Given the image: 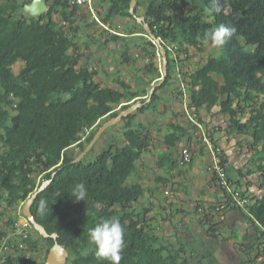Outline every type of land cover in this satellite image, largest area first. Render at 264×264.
<instances>
[{
	"label": "trees",
	"instance_id": "obj_1",
	"mask_svg": "<svg viewBox=\"0 0 264 264\" xmlns=\"http://www.w3.org/2000/svg\"><path fill=\"white\" fill-rule=\"evenodd\" d=\"M99 1L101 23L118 16L134 21L118 33L104 30L102 44L119 42L125 64L132 61V48L141 47L148 62L142 68L147 79L139 76L143 82L139 88L119 74L112 78L116 86L102 83L79 43V30L87 17L81 6L70 0H46L47 10L31 15L23 9L32 0H0V219H5L0 221V246L4 241L9 246L0 252V264L44 263L54 244L52 237H42L33 225L27 237L9 233L23 215L24 202L54 170L52 182L37 195L31 210L48 233L58 234L57 241L69 251L70 264H109L97 256L89 237L90 229L105 219H118L124 227L120 264H215L208 247L197 255L188 252V241L178 237L177 229L171 233L174 239L160 234L158 220L148 217L150 208L138 204L147 191L154 194L158 187L130 181L152 141V126L138 116L159 109V92L174 80L177 70V90L182 94L181 84L186 83L188 105L198 121L202 108L218 106L227 115L220 130L249 136L253 153L247 167L238 169L227 164L224 150L209 135L220 149V165L229 184L220 188L227 199L224 210L234 209L249 223L242 236L245 242L240 243L243 262L254 264L262 257L264 264V191L258 196L242 184L246 174L259 172L264 187V0H218L220 13L213 10L212 0H137L135 13L142 11L165 48L167 74L148 102L117 123L122 128L120 137L111 136L100 152L94 153V145L74 163L102 122L136 99L145 101L152 83L162 77L154 61L158 48L143 23L130 13L131 0ZM100 22L92 19L91 23ZM221 24L234 28L235 34L216 46L207 36ZM134 34L141 35L140 44L130 38ZM192 47L199 51L208 47L209 52L203 63L188 72L182 69L181 55L190 57ZM165 126L161 142L167 149L155 155L156 166L165 171L156 179L164 183L166 175L179 168L172 149L184 140L189 143L199 129L190 119L168 121ZM193 160L194 154L190 166ZM211 179L216 183L215 172ZM79 183L86 187V201L71 196ZM235 191L250 200L246 206L232 204ZM212 217L205 214L206 233L217 239L220 224ZM232 237L239 240L240 235L233 231Z\"/></svg>",
	"mask_w": 264,
	"mask_h": 264
},
{
	"label": "rangeland",
	"instance_id": "obj_2",
	"mask_svg": "<svg viewBox=\"0 0 264 264\" xmlns=\"http://www.w3.org/2000/svg\"><path fill=\"white\" fill-rule=\"evenodd\" d=\"M95 1L96 6H99L100 1ZM23 11L26 13L25 9ZM82 11L85 12V10ZM86 14V23L79 30V43L82 51L85 53V58H89L91 67L98 71V76L102 83L104 85L116 86L112 78L114 75L119 74L134 88H139L143 83L139 76L147 79V75H145L142 68L148 62V57L141 51V47H133L130 53L132 61L127 64L122 63L120 43L110 41L106 45L102 44V39L106 35L104 30L106 29L101 24H92V19L95 18L88 13ZM136 15H142V11L139 10V13H136ZM133 23L134 21L131 18L121 16L116 17L113 21L114 26H120L118 29L122 31L126 27H132ZM139 23H143V21ZM139 37H141L139 34L130 36L131 39L136 40L140 44L141 39ZM153 43L158 48L155 40H153ZM208 52V47L204 51H199L192 47L189 52L190 57L186 58V55H181L182 58H185L182 69L192 72L200 63H203L207 59ZM173 57L175 58L174 53ZM154 61L162 69L163 56L159 48L156 51ZM18 68L19 64L14 65L15 70H18ZM178 77L179 71L177 70L173 76L174 80L159 92L162 99L159 102V109L157 111L151 110L148 114L138 116V119L152 126V141L149 150L142 156L143 164L138 167L139 172L135 173L130 178V181H140L145 186L151 188L158 187L154 194L147 191L145 196L140 198L138 204L150 208L148 217L152 216V218H156V221L158 220L160 234L174 239L175 237L171 235L177 229L179 232H177L178 237L184 241H188V252H194V255H197L208 247L212 256L215 258V264H249L248 262H243L245 253L242 249L240 250V243L245 242L242 236L248 231L249 223L235 210L217 211L215 209L216 204L219 205L223 201H216L215 198L212 199V192L219 193L221 189L211 179L212 176L208 177L205 174L207 173L206 166L210 160L212 166L211 154H209L208 149L204 156H200L201 154L198 153L199 149L204 147L203 145L206 146L203 135L207 134L208 136L213 135V139L224 150L228 165H234L240 169L245 166L247 167L250 161L253 150L248 142L249 136L228 133L223 129L220 130L218 126L227 120V115L220 113L218 106H214L210 110L206 108L200 110L198 115L201 118L202 127L198 126L197 134L189 143L184 140L172 149L175 156L179 157V168L172 171L171 175L166 173V176L169 177L166 183L156 179L165 173L164 170L161 171L156 166L155 155L167 149V146L161 142L162 132H166V123L173 120L185 123L190 119L189 116L198 120L197 115L192 112L188 105V96L186 91H184L186 83L181 82L182 94H179V89L177 90L180 84ZM244 119L242 120L244 121ZM153 122L157 126L153 125ZM158 127H160V130ZM121 133L122 128L120 125L115 124L111 126L108 132L95 143L94 153L100 152L106 143L110 141L111 136L120 137ZM182 147L189 148L191 156L194 154L192 166L188 162H183L180 153ZM76 150L78 149L76 148ZM92 155H89L88 158H91ZM201 161L204 167L200 168L199 172L192 170L194 165L200 166ZM209 171L211 174L213 173V169ZM242 184L252 194L258 196L263 194L264 187L260 186L261 179L259 172L246 174L242 179ZM205 195L210 196L213 201L211 199L208 200L207 197L204 200L200 199V197L204 198ZM205 214L212 215L213 217L211 219L213 222L220 224L217 230V239L207 236L206 230L209 227V223L205 222ZM1 219L3 220L4 218ZM1 219L0 221H2ZM233 231L238 232L240 235L239 240L232 237ZM42 254L38 255L39 259H42ZM261 259L262 257L257 258L254 264H261ZM66 264L70 263L67 261ZM205 264H208V262H205Z\"/></svg>",
	"mask_w": 264,
	"mask_h": 264
},
{
	"label": "water",
	"instance_id": "obj_3",
	"mask_svg": "<svg viewBox=\"0 0 264 264\" xmlns=\"http://www.w3.org/2000/svg\"><path fill=\"white\" fill-rule=\"evenodd\" d=\"M137 0H131L130 1V13L132 16L136 17V20L138 22L143 21V26L145 31L148 33L150 38L156 41V44L158 45V48L163 56V67L161 69L162 77L159 78V80L153 84L149 90L148 96H146L145 101H141L140 99L134 100L127 108L122 109L119 111V113L115 116L109 117L104 122H102L99 127L96 129L92 139L89 141V143L85 146V148L73 159L72 162H78L82 160L85 155L90 151V149L95 145V143L98 141L102 133L110 128L111 126L119 123L123 117L128 116L131 114L135 109L143 106L146 102H148L154 92V89L161 85L162 82L165 79V76L167 74V54L165 51L164 46L160 43L159 38L155 36V34L152 32L149 24L145 22V17L143 15L137 16L135 13V6H136ZM24 9L27 13L31 15H38L47 10V3L46 0H32L30 4H26L24 6ZM57 170L52 171L51 178L46 179L42 181V183L39 185V187L30 195V197L24 202L22 207V212L25 217L29 219L33 227L38 231V233L44 237H52L54 239V244L50 247L47 257L43 264H66L69 258V251L66 247H64L62 244H60L57 241L58 234L56 232L50 234L46 230V228L40 224L36 218L34 217L31 207L34 203L35 198L37 195L45 190L48 185L52 182L54 175L56 174Z\"/></svg>",
	"mask_w": 264,
	"mask_h": 264
},
{
	"label": "clouds",
	"instance_id": "obj_4",
	"mask_svg": "<svg viewBox=\"0 0 264 264\" xmlns=\"http://www.w3.org/2000/svg\"><path fill=\"white\" fill-rule=\"evenodd\" d=\"M212 8L215 12L220 13L221 7L218 0H212ZM235 29L223 24L217 26L210 32L207 38L216 46H223L227 40L233 37ZM77 201L85 200L87 190L83 183L77 184L71 191ZM89 237L96 246V254L109 264H120L121 253L125 247V230L118 219H105L90 229Z\"/></svg>",
	"mask_w": 264,
	"mask_h": 264
},
{
	"label": "built area",
	"instance_id": "obj_5",
	"mask_svg": "<svg viewBox=\"0 0 264 264\" xmlns=\"http://www.w3.org/2000/svg\"><path fill=\"white\" fill-rule=\"evenodd\" d=\"M70 4H75L77 6H81L86 13L90 14L95 19L99 20L100 17L98 14V9L96 7V1L95 0H70ZM112 22V23H111ZM101 23V22H100ZM101 26L104 27V29L108 30L109 33H118L120 26H114L113 21H108L107 23H101ZM190 120L195 122L199 127H202V123L196 119H194L192 116H189ZM203 140L206 144V147L208 151L211 154L212 159V169L213 173H216V184L220 188L228 187V181L225 176V172L222 169V166L220 165V149L216 148L212 140L207 134L203 135ZM180 153L182 156L183 161L189 162L191 160V152L189 148L182 147L180 149ZM227 199H224L223 202L215 207L217 211L224 210L228 207L226 203ZM250 200L246 197H242L239 192L235 191L233 193L232 197V204L239 205V206H246ZM31 222L27 217L24 215H21L18 221L15 223L13 230L9 233L11 236H14L15 234L23 235L24 237L28 236L29 231L31 230ZM20 247H22V244H19ZM4 250H9V246L7 245L6 241L3 242V244L0 246V252H3Z\"/></svg>",
	"mask_w": 264,
	"mask_h": 264
},
{
	"label": "crops",
	"instance_id": "obj_6",
	"mask_svg": "<svg viewBox=\"0 0 264 264\" xmlns=\"http://www.w3.org/2000/svg\"><path fill=\"white\" fill-rule=\"evenodd\" d=\"M204 147L202 148H200L199 149V152L198 153H200L201 155L200 156H204V154H206V152H207V148H206V146L205 145H203ZM210 154V153H209ZM208 155V154H207ZM210 156V155H209ZM177 158H179V157H177ZM211 159V158H210ZM179 160V159H178ZM210 166H211V160H210V162H209V164L206 166V171H207V173H205L208 177H211L212 176V174L210 173ZM202 167H204V164L202 163V161H201V164H200V166L198 165H194V167L192 168V170H195L196 172H199L200 171V168H202ZM203 181V180H202ZM215 183V182H214ZM202 184V183H201ZM202 187H204L203 185H202ZM205 197H207V199L209 200V199H211V197H212V199L213 198H215L216 199V201H223L225 198H224V194H223V192L220 190L219 191V193L218 192H216V193H214V192H212V196L210 197V196H208V195H205L204 196V198H201L200 197V199H202V200H204L205 199ZM210 197V198H209ZM211 199V201H213ZM216 205H218V204H216ZM228 210V209H227ZM230 210H234V209H230Z\"/></svg>",
	"mask_w": 264,
	"mask_h": 264
}]
</instances>
